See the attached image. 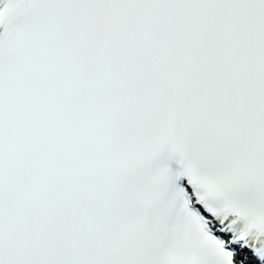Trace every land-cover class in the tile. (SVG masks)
<instances>
[{
    "label": "snow or ice",
    "instance_id": "1",
    "mask_svg": "<svg viewBox=\"0 0 264 264\" xmlns=\"http://www.w3.org/2000/svg\"><path fill=\"white\" fill-rule=\"evenodd\" d=\"M0 264H264V0H0Z\"/></svg>",
    "mask_w": 264,
    "mask_h": 264
}]
</instances>
